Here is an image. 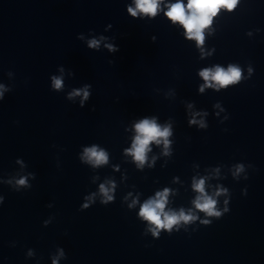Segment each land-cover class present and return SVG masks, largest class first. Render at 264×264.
Listing matches in <instances>:
<instances>
[{"label":"water","instance_id":"1","mask_svg":"<svg viewBox=\"0 0 264 264\" xmlns=\"http://www.w3.org/2000/svg\"><path fill=\"white\" fill-rule=\"evenodd\" d=\"M82 156L0 120V264H264V188L205 182L222 213L209 217L193 203L198 180ZM165 189L166 211L197 219L154 237L140 206Z\"/></svg>","mask_w":264,"mask_h":264},{"label":"clouds","instance_id":"2","mask_svg":"<svg viewBox=\"0 0 264 264\" xmlns=\"http://www.w3.org/2000/svg\"><path fill=\"white\" fill-rule=\"evenodd\" d=\"M163 0H134L135 7H128V12L133 16L138 14L155 17L160 11V4ZM238 0H188L187 4L183 3V0H177L176 3L167 6L168 10L165 15L173 23H179L185 30V35L190 40H195L197 46H201L204 43V30L207 29L213 21V17L217 15L221 8H226L231 11ZM99 41L92 39L88 42L90 48H98ZM109 50H114L111 45L107 46ZM63 71V69H61ZM249 69V73H251ZM199 75L205 81L201 86L200 91L203 92L205 87H215L217 90L235 84L242 78V71L238 66L229 65L227 69L216 66L214 68H205L200 71ZM52 87L55 90H60L63 87L62 77H52ZM88 85H85L82 89H75L69 94V99L82 95L81 106L85 100L89 98ZM4 85L0 84V99L3 98L4 92L7 91ZM190 124L197 123L196 120H191ZM201 127H204L203 121L199 122ZM136 133L132 147L127 149V154L131 155L134 161L137 162L138 167H142L147 159V153L150 151V144L155 142L160 144L163 142L165 149L167 150L169 145L168 137L171 135L170 127H161L155 120L143 119L135 125ZM167 154V151L165 152ZM82 159L91 163L93 166H100L108 162L107 153L98 149L96 146H92L84 149ZM244 171L243 165H238L234 175H239ZM17 185L25 186L27 184L26 178H20L16 181ZM115 185L111 188L105 187L104 184L99 186V191L103 196L102 203H108L113 200L111 194ZM193 187L200 193V195L193 201L194 206L200 212H203L209 217H220L222 213L217 209V201L205 193V181L200 179L195 182ZM226 191V190H222ZM221 192H217L216 195H220ZM168 189L163 192L156 193L155 198H150L140 206L139 216L147 221L152 227L150 231L154 237H158L160 230L171 231L173 226L180 223L188 224L197 219L191 212L185 213L181 209L178 213L175 211H166ZM91 201V197L87 198ZM136 204L133 200L132 207ZM89 207L88 203L82 205V208ZM227 209H225L226 211ZM202 223H209L208 220L202 221ZM64 255L63 250H59V256ZM53 264H58L57 259L53 260Z\"/></svg>","mask_w":264,"mask_h":264}]
</instances>
